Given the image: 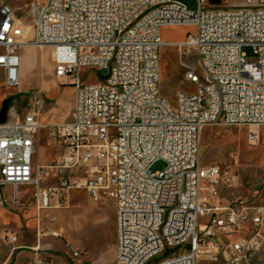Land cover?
I'll list each match as a JSON object with an SVG mask.
<instances>
[{
  "label": "built area",
  "instance_id": "built-area-1",
  "mask_svg": "<svg viewBox=\"0 0 264 264\" xmlns=\"http://www.w3.org/2000/svg\"><path fill=\"white\" fill-rule=\"evenodd\" d=\"M164 25H191L185 40H163ZM26 41L9 3L0 4V83L21 81L20 50L51 46L55 75L73 85L68 122L48 125L64 148L54 165L59 182H46L47 167L35 164L37 112L0 119V203L18 205L19 187L32 189L40 211L58 204L71 189L97 203H114V264H263L264 203L225 198L238 181L216 164L200 161L205 127L249 125L247 140L261 142L264 126V0H45ZM167 46L193 50L200 70L186 78L175 105L161 94L160 57ZM257 57L249 61L243 48ZM87 67L96 81L82 76ZM158 160L165 167L152 171ZM11 187L6 196L1 191ZM55 216L37 235L59 237ZM9 243L18 236L5 233ZM75 256L81 253L73 251ZM46 263V262H45ZM47 264H52L47 261Z\"/></svg>",
  "mask_w": 264,
  "mask_h": 264
},
{
  "label": "rangeland",
  "instance_id": "rangeland-1",
  "mask_svg": "<svg viewBox=\"0 0 264 264\" xmlns=\"http://www.w3.org/2000/svg\"><path fill=\"white\" fill-rule=\"evenodd\" d=\"M45 0H0L7 2L15 10L23 28V39H33V22L36 12L40 13ZM190 7H196L197 0H183ZM221 3L226 0H209ZM193 31L191 25H164L162 38L168 42H180ZM27 44V43H26ZM28 48V49H27ZM24 45L20 50L21 81L17 87L0 83V110L5 109V118H23L29 112H37L43 124L41 131L46 139L55 145L57 152L63 146L48 135V125L68 122L72 118L74 105L73 85H62L55 75L53 48L51 46ZM249 61L257 57L249 46L243 48ZM190 67L200 70L196 53L193 50L181 51L177 46H167L160 57V90L171 104L175 105L179 91L193 92L197 84L186 78ZM85 80L96 81L100 73L92 67L84 69ZM264 127V126H263ZM264 130V129H263ZM248 127L244 125H224L205 127L201 137L200 161L202 164H216L222 170L234 174L238 181L228 191L225 198L233 203L255 205L264 203V141L252 145L247 140ZM50 154V153H49ZM35 160L43 162L41 154ZM53 165L58 164L55 160ZM165 167L162 160L152 166V171ZM59 182L53 180L51 184ZM3 194L7 193L3 188ZM12 195V194H11ZM8 196V195H7ZM1 200V197H0ZM61 206L66 207L64 216L57 218L55 225L61 236L50 250L40 249L43 263L52 264H114L116 253V212L111 201L104 206L93 201L83 189H71L64 197ZM39 214L34 208L30 193L18 205L0 203V264H38L31 262V256L21 252L30 251L35 245V233ZM5 233L16 234L19 241L9 243ZM52 236H45L47 242ZM23 245L21 248L17 246ZM27 246V248H26ZM73 251L82 252L75 256ZM167 255V254H165ZM165 255L157 257L150 264H157ZM46 262V263H45ZM202 264H225L203 261ZM264 264V262H263Z\"/></svg>",
  "mask_w": 264,
  "mask_h": 264
},
{
  "label": "crops",
  "instance_id": "crops-1",
  "mask_svg": "<svg viewBox=\"0 0 264 264\" xmlns=\"http://www.w3.org/2000/svg\"><path fill=\"white\" fill-rule=\"evenodd\" d=\"M244 126L245 127L247 126L248 129L252 128L249 125H244ZM263 129H264L263 126L259 127V129H258L261 141H264V130ZM38 154H41L45 157V160L43 162H38L35 160V156ZM63 154H64V148H63L62 152H57L55 145L53 143H50L49 141H47L45 131L40 130L37 133L36 141H35L34 163L47 167V170H48V175L46 177L47 183L51 184L53 180H57L60 176L63 175L62 170L55 167L52 164L55 160L58 163H60V161L63 158ZM3 189L7 191L6 194L4 193L6 196L7 195L9 196L11 194V191H12L11 187H4ZM18 190H19V196H20L21 200L26 198L27 193H30V195L32 193V189L30 187H27V186H20ZM85 192H87V191H85ZM98 204L103 205V206L105 205L104 203H98ZM34 208L36 209V212L39 214V222H37V230L39 228V225L42 227H43V225H48L50 217L55 216L56 218H59V217L64 216L66 213V207L61 206V204H58V200L56 199V197L51 199L50 207L45 208V209H41L40 211L36 208L35 205H34ZM57 221H58V219H57ZM56 223L54 224V227H55ZM37 230L35 233V240H34L35 245L28 246V248L31 249L30 251L21 250V252H24L25 254H29V256H31V262H33V263L38 262V264H40V263H43V260H42L41 254L39 253V250L40 249H46V250L52 249L54 247L55 243L57 242V238L49 237L50 239L47 242H44V241H42V239L44 237L39 239V237L37 235ZM18 241H19V238H18ZM22 246L23 245H19V246H17V248H21ZM26 248H27V246H26Z\"/></svg>",
  "mask_w": 264,
  "mask_h": 264
},
{
  "label": "water",
  "instance_id": "water-1",
  "mask_svg": "<svg viewBox=\"0 0 264 264\" xmlns=\"http://www.w3.org/2000/svg\"><path fill=\"white\" fill-rule=\"evenodd\" d=\"M5 109L4 110H0V119H5Z\"/></svg>",
  "mask_w": 264,
  "mask_h": 264
},
{
  "label": "bare ground",
  "instance_id": "bare-ground-1",
  "mask_svg": "<svg viewBox=\"0 0 264 264\" xmlns=\"http://www.w3.org/2000/svg\"><path fill=\"white\" fill-rule=\"evenodd\" d=\"M29 45H31V44H28V43L25 44L26 48L29 47ZM27 49H28V48H27ZM202 133H203V132H202ZM201 137H202V135H201Z\"/></svg>",
  "mask_w": 264,
  "mask_h": 264
}]
</instances>
